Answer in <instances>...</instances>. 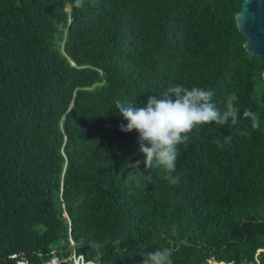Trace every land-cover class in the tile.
<instances>
[{
	"label": "trees",
	"instance_id": "16d2710c",
	"mask_svg": "<svg viewBox=\"0 0 264 264\" xmlns=\"http://www.w3.org/2000/svg\"><path fill=\"white\" fill-rule=\"evenodd\" d=\"M244 1L0 0V264H143L166 239L173 264H264V57ZM174 85L220 111L235 90L240 115L193 129L169 174L115 102Z\"/></svg>",
	"mask_w": 264,
	"mask_h": 264
},
{
	"label": "clouds",
	"instance_id": "9594fccd",
	"mask_svg": "<svg viewBox=\"0 0 264 264\" xmlns=\"http://www.w3.org/2000/svg\"><path fill=\"white\" fill-rule=\"evenodd\" d=\"M77 7L82 5V0H76ZM213 92L201 87H184L182 85L169 86L160 97L149 96L143 107H134L133 104L117 100L115 107L128 121L127 125H120L121 131L139 133V150L144 154L146 167L163 168L167 173H172L176 167L177 146L189 139V133L202 125L215 122L220 126L238 123L240 110L234 106L238 100L235 90L228 99L225 110L220 111L212 102ZM243 118L250 120L253 131L260 128V119L257 113L251 110L243 111ZM231 140L225 136L224 142H213L223 148ZM141 161H136L132 167L138 168ZM171 184L179 183V177L168 175L165 177ZM166 239V238H165ZM118 243V241H117ZM164 246L147 254L143 264H173L172 255L176 250V242L167 240ZM96 250V259L102 253L100 245L95 242L91 245ZM18 258V256H12ZM20 263V262H19ZM91 264V261L89 262Z\"/></svg>",
	"mask_w": 264,
	"mask_h": 264
},
{
	"label": "water",
	"instance_id": "95a60500",
	"mask_svg": "<svg viewBox=\"0 0 264 264\" xmlns=\"http://www.w3.org/2000/svg\"><path fill=\"white\" fill-rule=\"evenodd\" d=\"M236 21L240 33L246 38L247 52L251 56L264 57V0H245Z\"/></svg>",
	"mask_w": 264,
	"mask_h": 264
},
{
	"label": "built area",
	"instance_id": "2783aa9c",
	"mask_svg": "<svg viewBox=\"0 0 264 264\" xmlns=\"http://www.w3.org/2000/svg\"><path fill=\"white\" fill-rule=\"evenodd\" d=\"M261 256H264V247L258 249L257 252H256L255 259H256L257 262H258V259H259ZM55 260H56V259H55ZM55 260H54V261H55ZM76 262L79 263V259H77ZM19 264H24V263L20 262ZM54 264H56V263H54Z\"/></svg>",
	"mask_w": 264,
	"mask_h": 264
},
{
	"label": "rangeland",
	"instance_id": "374dc122",
	"mask_svg": "<svg viewBox=\"0 0 264 264\" xmlns=\"http://www.w3.org/2000/svg\"><path fill=\"white\" fill-rule=\"evenodd\" d=\"M54 263H57V260H55ZM258 263H259V259H258Z\"/></svg>",
	"mask_w": 264,
	"mask_h": 264
}]
</instances>
